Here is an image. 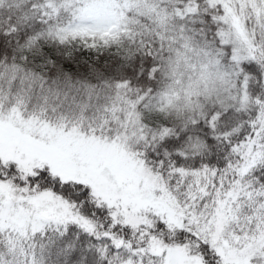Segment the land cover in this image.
Listing matches in <instances>:
<instances>
[{
	"label": "snow or ice",
	"instance_id": "snow-or-ice-1",
	"mask_svg": "<svg viewBox=\"0 0 264 264\" xmlns=\"http://www.w3.org/2000/svg\"><path fill=\"white\" fill-rule=\"evenodd\" d=\"M0 264H264V0H0Z\"/></svg>",
	"mask_w": 264,
	"mask_h": 264
}]
</instances>
